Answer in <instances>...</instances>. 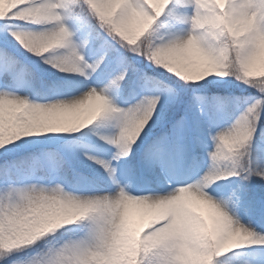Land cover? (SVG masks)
<instances>
[{"label": "snow or ice", "instance_id": "1", "mask_svg": "<svg viewBox=\"0 0 264 264\" xmlns=\"http://www.w3.org/2000/svg\"><path fill=\"white\" fill-rule=\"evenodd\" d=\"M0 4V264H264V0ZM185 187L224 218L159 206ZM53 204L78 212L21 227ZM132 206L153 212L139 234Z\"/></svg>", "mask_w": 264, "mask_h": 264}, {"label": "clouds", "instance_id": "2", "mask_svg": "<svg viewBox=\"0 0 264 264\" xmlns=\"http://www.w3.org/2000/svg\"><path fill=\"white\" fill-rule=\"evenodd\" d=\"M0 7H7L6 4H0ZM65 113H54V118L62 119ZM227 161H219L217 167L221 170L220 174H223V169L227 166ZM216 178L215 175H208L207 182H211ZM206 186V184H205ZM206 195V194H205ZM175 205H196L206 206L216 216L224 218V214L219 212L213 203H210L208 198H201L196 190L185 187L173 194L172 198L160 201V207H172ZM78 212V209L73 207H67L63 205L53 204L36 215L30 216L21 227L27 231L39 232L41 235L45 232L54 230V226H58L60 223L70 222V217ZM240 233L229 231L226 237L227 240L236 241L242 239ZM63 243H68L65 241ZM63 244H55L53 248L62 247Z\"/></svg>", "mask_w": 264, "mask_h": 264}, {"label": "rangeland", "instance_id": "3", "mask_svg": "<svg viewBox=\"0 0 264 264\" xmlns=\"http://www.w3.org/2000/svg\"><path fill=\"white\" fill-rule=\"evenodd\" d=\"M53 71H55V69H53ZM209 77L210 78H218V77L215 76V74H209ZM225 79H228V77H225ZM237 83H239V82H237ZM240 88H245L246 89L247 85H240ZM254 91L255 90H253V92ZM20 94L28 95L29 99H31V97H30L31 93L30 92H21ZM247 94H248L247 96L250 95L249 92H247ZM43 102L44 101H39L38 103H43ZM130 102L134 103L135 101L133 100V101H130ZM245 107H246V101L244 100L241 105H237L236 106V108H235V117H233L231 119H229L227 117L226 113L224 111H222L221 112V119L219 120V126L220 127L229 126L239 116V114L243 111V109ZM65 116L69 120H71L73 123L76 122V120L78 119V116L75 113H65ZM44 134L45 133H41L39 135L40 136H44ZM260 147H264L262 145V143H261ZM207 164H208V161H207V158L205 157L203 166L206 167ZM152 216H153L152 210L140 208V207H137V206H132L128 210L129 226L137 234H139V233H141L143 231H146L147 227H149V221L152 219ZM240 219H241V222L247 223V221L245 220L243 214L240 215ZM253 246H255V245H253ZM28 258H30V257H28ZM28 258H24V259H28Z\"/></svg>", "mask_w": 264, "mask_h": 264}, {"label": "trees", "instance_id": "4", "mask_svg": "<svg viewBox=\"0 0 264 264\" xmlns=\"http://www.w3.org/2000/svg\"><path fill=\"white\" fill-rule=\"evenodd\" d=\"M21 52H23L24 50L23 49H20ZM203 82V81H201ZM245 88H239L236 92H235V96L237 97H240V100L238 102H235L233 104H231L226 110H223L227 117L229 119L235 117V108L237 105H241L243 103V101L245 100L244 98L248 95L246 91H244ZM32 98V95L30 96ZM39 102V101H37ZM62 119L67 122V123H73L71 120H69L65 114L63 115ZM45 135H68V134H64V133H45ZM262 145L264 146V143H262ZM245 248L246 247H255L253 245H246L244 246ZM244 248H239V249H234L232 250V253H229V254H226L225 257H223L222 259H228L230 264H242V260L243 258L242 257H239V256H236L234 255V253H238V252H241L243 251ZM21 256H23L24 258H28L31 256V253H28V254H25V253H21ZM22 257V258H23Z\"/></svg>", "mask_w": 264, "mask_h": 264}]
</instances>
